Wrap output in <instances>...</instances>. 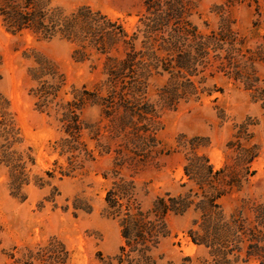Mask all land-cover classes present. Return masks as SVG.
Wrapping results in <instances>:
<instances>
[{
    "label": "trees",
    "instance_id": "trees-1",
    "mask_svg": "<svg viewBox=\"0 0 264 264\" xmlns=\"http://www.w3.org/2000/svg\"><path fill=\"white\" fill-rule=\"evenodd\" d=\"M241 1L228 0L229 4ZM196 10L195 0H145L136 31L129 33L119 19L90 6L65 12L52 0H0V20L12 35L28 32L40 40H64L74 45L77 62L102 61L103 80L92 89L72 86L66 91L65 76L47 60H37L29 73L35 83L31 94L37 110L53 117L62 133L52 148L64 163L56 159L54 169L46 175L54 178L58 172L61 178L72 177L82 174L86 164L98 161V157L107 156L112 161L113 181L105 189L104 213L120 227L122 244L114 257L118 264H156L155 252L169 236L167 218L189 212L196 214L193 226H198L195 231L189 229V237L215 256V264H230L226 256L231 254V242L243 243L235 250H245V264L252 260L264 264V204L251 208V219L239 211L229 220H225L220 205L223 198L242 190L243 180L256 174L252 165L259 149L251 144L248 123L241 124L227 144L234 153V164L218 170L205 153L199 152L204 147L200 138L177 139V149L184 153V174L193 184L188 192L157 196L145 209L137 198L134 180L119 176L122 169H132L136 161L144 163L163 152L157 147L156 133L161 129L156 121L157 105L147 98L154 74L168 76L158 93L159 105L173 109L181 101L202 98L208 90L206 70L213 69L216 61L230 66V56L243 53V43L231 24L222 21L218 30L203 34L192 21ZM234 78L246 77L235 70ZM88 107L100 109V122L107 120L104 127L100 122L84 120ZM86 133L89 139H84ZM101 138L106 142L101 143ZM115 139H121L117 148L111 145ZM22 143L14 120L1 114L0 165L8 169L10 194L24 201L22 191L31 182L35 160L32 148L22 149ZM103 178L108 180L106 174ZM34 179L38 187L48 184L37 176ZM59 245L51 264L65 263L67 252L62 243Z\"/></svg>",
    "mask_w": 264,
    "mask_h": 264
},
{
    "label": "rangeland",
    "instance_id": "rangeland-1",
    "mask_svg": "<svg viewBox=\"0 0 264 264\" xmlns=\"http://www.w3.org/2000/svg\"><path fill=\"white\" fill-rule=\"evenodd\" d=\"M144 1L52 0V3L65 12L90 6L119 19L132 33L144 12ZM195 2L197 13L192 21L199 30L209 34L218 30L222 21L228 22L243 43V53L231 55L230 66L216 61L213 69L206 70L208 90L202 98L181 101L173 109L159 105L162 103L158 93L168 76L154 74L149 81L147 98L157 105L156 121L161 128L156 133L157 147L163 152L152 155L144 163L136 161L132 169H122L119 176L134 180L137 198L145 209L157 196L188 192L193 184L184 174L185 158L182 150L177 149V139L200 138L204 147L199 152L205 153L218 170L234 164V153L227 144L239 126L248 123L249 133L253 135L251 144L259 149V157L252 165L256 174L243 180L242 190L223 198L220 205L225 220L239 211L251 219V208L264 204V0L234 4L228 0ZM73 51L74 45L64 40H40L28 32L12 35L0 20V115L6 113L14 120L23 138L21 148L31 147L35 160L31 182L22 191L26 196L24 201L10 194L8 169L0 165V264H51L56 256L54 251H60V243L67 252L64 264H118L114 257L122 244L120 227L104 213L105 189L113 181L111 159L98 157V161L86 164L82 174L72 177L61 178L58 172L54 178L46 175L59 159L52 146L62 133L53 117L37 110L36 99L31 94L35 83L29 71L37 60H47L65 76L66 91L72 86L79 90L83 86L92 89L103 80L102 61L93 58L77 62ZM222 62L227 63L224 59ZM235 70H241L245 80H236ZM83 118L99 123L100 109L88 107ZM106 123L105 119L99 126L102 128ZM84 139H89L87 133ZM100 142H106V138ZM120 142L121 139H115L111 145L117 148ZM59 162L64 163V159ZM105 174L108 180L103 178ZM34 176L48 184L38 187ZM195 218L193 212L167 218L169 236L155 252L156 264H215V256L189 237V229H198L193 226ZM236 245L243 246V243L231 242L228 248L231 254L226 257L230 264H245V250L238 252ZM250 264L260 263L252 260Z\"/></svg>",
    "mask_w": 264,
    "mask_h": 264
}]
</instances>
